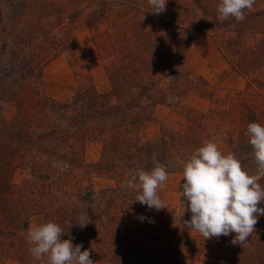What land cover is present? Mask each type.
<instances>
[{
    "label": "trees",
    "instance_id": "16d2710c",
    "mask_svg": "<svg viewBox=\"0 0 264 264\" xmlns=\"http://www.w3.org/2000/svg\"><path fill=\"white\" fill-rule=\"evenodd\" d=\"M65 1L0 2V101L13 102L18 113L12 123L0 118L1 255L20 264H46V259L37 261L31 256L27 231L30 226L55 222L64 230L62 239H71L73 245L86 243L81 250H89L94 264H198L209 249L211 264H264V215L258 217L255 232L242 246L231 243L233 233L221 236L211 247L185 226L191 213L184 212V206L148 209L146 223L136 229L128 227L123 212L116 209L118 199L135 200L138 193L129 190L126 181L141 169L153 168V153L168 174H182L181 162L204 141H211L197 135L209 119L200 113L191 118L186 131L162 128L155 139L141 136L155 122L157 107L184 109L194 94L216 98L211 83L185 67L184 56L193 43L191 30L230 34L221 35L222 53L236 72L258 84V95L264 97V81L257 73L264 71V9L245 11L241 22L232 17L219 20L218 13L211 15L202 0H194L206 20L191 29L148 12L147 19L129 24V18L120 15L112 28L122 26L124 35L108 68L110 89L100 91L92 83L63 102L44 95V68L73 51L85 59L81 43L66 27L73 26L89 8L67 14ZM90 1L98 8L86 19L89 27L117 6H137L138 13L145 14L139 4L142 0ZM150 27L154 32H149ZM241 139L239 143L231 135L227 152L234 153L245 170L255 161L249 137ZM89 144L101 146L97 162L86 158ZM18 168H29L40 178L57 170L80 171L109 178L116 186L99 194L79 195L75 201H38L13 195L12 176ZM259 183L264 185V178ZM258 206L264 208V203ZM88 219L84 227L75 224Z\"/></svg>",
    "mask_w": 264,
    "mask_h": 264
},
{
    "label": "rangeland",
    "instance_id": "374dc122",
    "mask_svg": "<svg viewBox=\"0 0 264 264\" xmlns=\"http://www.w3.org/2000/svg\"><path fill=\"white\" fill-rule=\"evenodd\" d=\"M4 1L0 0V2ZM47 1L63 2V0ZM219 2L220 0H202L211 15L218 13ZM65 4L67 14L75 13L77 10L80 12L86 6L89 8H85L80 13L73 26L66 27V32H71L81 43L85 59L80 56L78 51H73L71 54L54 59L44 68V95L63 102L70 101L79 89L92 83L100 91L110 89L108 68L113 60V50L119 41L123 40L124 35L122 26L112 28L113 23L120 18V15H124V19L129 18L127 22L129 24L131 20L147 19L146 13L148 12L154 16L164 17L186 29L196 27L206 20V15L194 0H167L166 10L159 15L151 12L152 8L148 0H142V2L139 1V4L144 8L145 14L138 13L137 6L131 9L127 6H117L109 16H98V19L94 20L95 27H89L86 25V19L98 8L95 3L90 0L79 3L75 0H66ZM259 9H264V0H255L253 8L246 11L256 12ZM148 30L154 32L152 27ZM112 32L113 34H111ZM190 33L193 43L184 56L185 67L194 74L207 79L211 83V91L215 92L216 98H201L194 94L186 100L184 109L157 107L155 122L151 123L141 136L144 140L155 139L161 133L162 128L186 131L191 125V118L196 113L206 114L209 119L206 120L205 126L198 129L197 135L215 142L219 151L226 154L230 146L231 135H235L237 141L241 143L240 138H242L241 140L248 138L245 133L249 123L258 122L264 126V97L258 95V84L255 85L252 83V79L236 72L222 53L219 47L221 46V35L226 38L231 36L230 34L218 36L215 32L198 33L193 30ZM168 37L171 38L172 35L168 34ZM249 58L252 59L251 56ZM257 73H261L259 78L264 81V71L257 70ZM214 109L215 111H213ZM17 117V108L13 102L0 101V118L12 123L16 121ZM100 150V145L89 144L86 151L87 160L97 162L101 154ZM256 167L255 163L250 164L245 170L249 174H257ZM12 183L14 185L13 195H27L33 200L47 202L75 201L79 195H89L92 193L91 191L99 194L101 191H107L116 186L115 182L109 178L95 177L80 171L64 173L57 170L52 171L48 178H40L29 168H18L13 173ZM183 183L182 174L168 175L165 185L158 190V195L166 206L178 209L184 206L183 198L179 195V190L182 191L179 185ZM117 202L118 208L116 209L123 212L128 227L136 229L146 223L144 215L149 209L146 205L137 201H125L124 198L118 199ZM185 207L187 208L186 202ZM192 235L211 247L218 240L217 238L204 240L194 229H192ZM211 256L212 249H209L203 261L198 264H211ZM0 264L20 263L15 258L3 257L0 253Z\"/></svg>",
    "mask_w": 264,
    "mask_h": 264
},
{
    "label": "clouds",
    "instance_id": "9594fccd",
    "mask_svg": "<svg viewBox=\"0 0 264 264\" xmlns=\"http://www.w3.org/2000/svg\"><path fill=\"white\" fill-rule=\"evenodd\" d=\"M148 3L153 14L166 10L167 0H148ZM254 4L255 0H220L218 19L232 17L241 22L246 18L245 11L251 10ZM245 135L253 149L257 174H249L234 153L222 154L212 141H204L187 161L181 162L184 183L179 185L182 188L179 195L183 198L184 212L191 213L190 220L184 224L204 240L234 233L231 243L242 246L255 232L258 217L264 215V208L258 206L264 203V185L259 183L264 178V126L251 122ZM152 159L153 168L139 170L126 181V186L138 193L134 201L159 211L167 208L158 190L165 185L169 174L166 166L157 160L156 153ZM89 222L88 219L75 224L84 227ZM72 225L70 223V227ZM64 234L63 228L55 222L30 226L26 242L31 256L37 261L46 259V264H94L89 250L82 251V244L73 245L71 239H62Z\"/></svg>",
    "mask_w": 264,
    "mask_h": 264
}]
</instances>
